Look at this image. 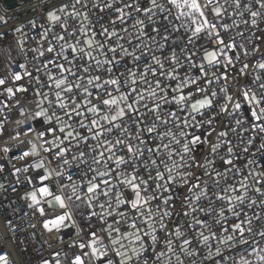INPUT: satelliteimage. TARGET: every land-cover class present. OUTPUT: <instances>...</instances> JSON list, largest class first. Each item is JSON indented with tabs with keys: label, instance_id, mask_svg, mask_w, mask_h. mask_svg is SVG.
<instances>
[{
	"label": "snow or ice",
	"instance_id": "snow-or-ice-1",
	"mask_svg": "<svg viewBox=\"0 0 264 264\" xmlns=\"http://www.w3.org/2000/svg\"><path fill=\"white\" fill-rule=\"evenodd\" d=\"M35 8L0 16L3 180L76 249L38 264H264V0Z\"/></svg>",
	"mask_w": 264,
	"mask_h": 264
},
{
	"label": "built area",
	"instance_id": "built-area-1",
	"mask_svg": "<svg viewBox=\"0 0 264 264\" xmlns=\"http://www.w3.org/2000/svg\"><path fill=\"white\" fill-rule=\"evenodd\" d=\"M7 1L0 0V16L8 18L9 28L16 24L17 18H23L24 20L30 17L39 18L38 13L40 9L35 8L34 10V6L38 5L40 0H14L11 3ZM55 2H59V0H55ZM3 27V25H0V28ZM29 43L32 42L29 41ZM29 97L31 98V93H29ZM0 99H4V97H0ZM25 106L28 107L26 102ZM10 115L12 116V122H5L7 134H14L15 131L23 132L27 125L18 127L14 121L23 120L25 117L20 116L19 112L15 109ZM5 138H7V135ZM21 138L25 139L23 136ZM245 139H247V134H245ZM10 143L15 145L16 142L10 141ZM256 143H259V137H257ZM252 150L255 151V145ZM13 151L15 152V148ZM244 155L246 154L241 152V156ZM12 163H16L19 166L22 162L13 160ZM0 164L6 165L5 173L0 174V182L9 185L6 192H0V251H8L12 257L13 264H38L41 258H49V253L54 250L68 251L69 257H71L76 249H67L66 244L71 242L67 236L65 245H57L55 249H51L45 243L47 234L42 233L39 227L37 229L28 227L30 222H35V217L32 210L27 208L26 202L20 199V196L23 194L25 188L29 186L24 184L16 185L15 178L13 177H9L7 181H4L3 176L8 175L11 165L3 159H0ZM13 187L17 189L16 192L12 191ZM25 213H28V215H25ZM8 221H11V226L16 229L15 237H13L12 232L9 230ZM21 241L23 243H20ZM61 258L63 259V256ZM195 259L197 262L199 261V257ZM65 264H67V261H65ZM186 264H191V262L186 261Z\"/></svg>",
	"mask_w": 264,
	"mask_h": 264
},
{
	"label": "water",
	"instance_id": "water-1",
	"mask_svg": "<svg viewBox=\"0 0 264 264\" xmlns=\"http://www.w3.org/2000/svg\"><path fill=\"white\" fill-rule=\"evenodd\" d=\"M13 1H14V0H8L7 2H8V3H11V2H13Z\"/></svg>",
	"mask_w": 264,
	"mask_h": 264
}]
</instances>
